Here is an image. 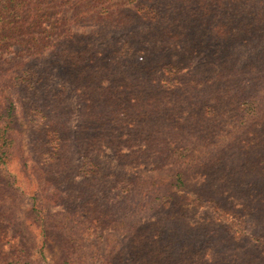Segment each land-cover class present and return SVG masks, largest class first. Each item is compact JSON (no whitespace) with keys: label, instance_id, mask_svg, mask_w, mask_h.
<instances>
[{"label":"trees","instance_id":"16d2710c","mask_svg":"<svg viewBox=\"0 0 264 264\" xmlns=\"http://www.w3.org/2000/svg\"><path fill=\"white\" fill-rule=\"evenodd\" d=\"M26 160L35 194L8 170ZM22 200L60 264H264V0H0L2 264H40Z\"/></svg>","mask_w":264,"mask_h":264},{"label":"rangeland","instance_id":"374dc122","mask_svg":"<svg viewBox=\"0 0 264 264\" xmlns=\"http://www.w3.org/2000/svg\"><path fill=\"white\" fill-rule=\"evenodd\" d=\"M72 28V27H71ZM98 28V26L95 25H91V26H87L85 28H74L72 29L73 31H76L78 33H89L92 30H96ZM101 32L103 33V35L106 37V40H99L98 44L99 45H103L106 43H109L115 39H119L120 37L123 36V34H112V33H106L105 32V28L101 29ZM16 50H12L11 52L4 54V58L6 60H11L13 58H15L16 60L19 59L16 56ZM193 65H196L197 61H193L192 62ZM18 112L17 115H19V111L20 108L17 109ZM20 120H21V124L23 125V129H22V135H23V148L25 149V155L28 153L27 149H26V138H24L25 134H26V128L24 125V119L21 117L20 115ZM100 158L109 166L111 167H117V159L119 158V156L117 154H115L113 151H111L109 148H101V152L99 154ZM28 165V169L26 171L27 176L29 177V179L27 180L25 178L24 175H22L20 173V170L22 168V164L19 163H14L12 165H10V167L8 168L9 173L11 174V176L16 178L17 184L15 185L18 188V191H24L26 193V195L28 194H35L36 193V189H37V182L35 180V178L31 175L30 176V166H31V160H26L25 161ZM152 165L151 164H140V165H133V164H125L123 169L131 174H136V175H140V176H149V177H160L162 179L166 178V174L163 172V168L162 169H158V170H152ZM29 170V172H28ZM200 177H191L188 179V182L186 184V186H184L181 191L184 192L188 198H192V190H194V187L200 182ZM28 208H29V204H28V200H22L17 202V207L15 209V213L17 215L18 218V222L20 223L19 228L24 230V244L26 243H34L32 245L36 246L34 248L33 251V258L34 260H36L37 258L39 259L40 264H60L59 263V249L57 247V245L54 243V241L49 237V238H45V241H42V236H40L39 233V227L31 225L30 221L28 220L27 217V213H28ZM59 209V207H51L48 208L47 212H53L54 210ZM205 208H200L197 213H195L193 215V219L194 220H201L202 218H204V216H206L205 213ZM192 219V218H191ZM192 220V221H194ZM227 223H231V220H225ZM45 224H47V222L45 223V219H43L42 225L45 226ZM102 234L105 235V233H100L98 232L96 235H92L90 236V242H93V244L95 246L98 247V244H102L103 238H102ZM7 241L4 243L3 249L6 253H8V246L10 244H13V242L15 243H19L21 241V237H16V238H12L10 231H8L7 233ZM117 243H120L123 241V238L121 236H115L114 238ZM89 245V244H88ZM39 246V247H38ZM40 246H42L40 248ZM95 246L94 247H90L88 249H86V252L88 254H90L91 252H94L95 250ZM101 247V245L99 246ZM41 250L44 258H40V255L38 253V251ZM97 254L95 255V257L97 258ZM6 260V259H5ZM89 260V257H88ZM99 262L98 259L92 260L91 263L93 264H97ZM90 263V262H89ZM0 264H2V260L0 261Z\"/></svg>","mask_w":264,"mask_h":264}]
</instances>
